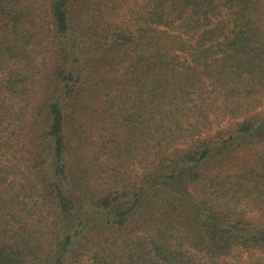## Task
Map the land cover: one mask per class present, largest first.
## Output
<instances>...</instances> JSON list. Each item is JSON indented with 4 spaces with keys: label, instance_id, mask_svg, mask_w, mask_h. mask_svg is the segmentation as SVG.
Returning a JSON list of instances; mask_svg holds the SVG:
<instances>
[{
    "label": "trees",
    "instance_id": "obj_1",
    "mask_svg": "<svg viewBox=\"0 0 264 264\" xmlns=\"http://www.w3.org/2000/svg\"><path fill=\"white\" fill-rule=\"evenodd\" d=\"M0 264H264V0H0Z\"/></svg>",
    "mask_w": 264,
    "mask_h": 264
},
{
    "label": "rangeland",
    "instance_id": "obj_2",
    "mask_svg": "<svg viewBox=\"0 0 264 264\" xmlns=\"http://www.w3.org/2000/svg\"><path fill=\"white\" fill-rule=\"evenodd\" d=\"M138 167H139V165L137 163H134L133 164V170L136 169V168H138ZM128 170H130V169H128ZM244 255H246V253Z\"/></svg>",
    "mask_w": 264,
    "mask_h": 264
}]
</instances>
